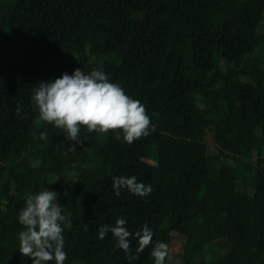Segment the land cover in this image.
<instances>
[{"label":"trees","instance_id":"1","mask_svg":"<svg viewBox=\"0 0 264 264\" xmlns=\"http://www.w3.org/2000/svg\"><path fill=\"white\" fill-rule=\"evenodd\" d=\"M263 28L264 0H0V256L26 194L45 186L71 214L64 264H153L151 243L137 252L129 237L126 255L97 238L120 216L167 244L165 264L176 242L181 264H212L197 257L214 243L213 264H264ZM76 68L139 100L149 135L128 144L82 126L76 144L42 121L33 87ZM128 175L153 191L115 196L112 177Z\"/></svg>","mask_w":264,"mask_h":264},{"label":"clouds","instance_id":"2","mask_svg":"<svg viewBox=\"0 0 264 264\" xmlns=\"http://www.w3.org/2000/svg\"><path fill=\"white\" fill-rule=\"evenodd\" d=\"M35 85L31 101L39 118L61 129L66 139L76 144L81 143L82 126L96 133L119 129L113 135L128 144L149 135L152 130L144 105L126 94L119 84L110 81L109 74L101 69L85 73L76 68L71 74L61 73L57 78L41 80ZM17 111H20L19 105ZM39 138L46 139L47 133L41 132ZM111 186L117 197L121 190L142 198L153 191L150 184L137 180L135 175L113 176ZM17 222L22 226L16 236L17 249L29 258L30 264H64L67 258L64 230L71 226V214H65L56 192L43 186L39 191L26 194L23 207L17 213ZM126 224L123 216L116 218L114 224H101L97 238L103 239L111 233L116 240L115 246L126 255L130 251L129 237L137 240V252L151 243L153 264H165L168 246L162 241H152L153 233L148 224L141 225L134 233ZM84 230L87 231V226Z\"/></svg>","mask_w":264,"mask_h":264},{"label":"rangeland","instance_id":"3","mask_svg":"<svg viewBox=\"0 0 264 264\" xmlns=\"http://www.w3.org/2000/svg\"><path fill=\"white\" fill-rule=\"evenodd\" d=\"M137 17H139V15H137ZM264 29V28H263ZM259 58L263 61V64L261 65V70L264 73V52L262 54H259ZM221 65V62L219 60L215 61L211 67L213 69H217L219 66ZM209 149L212 150L213 146L211 143L208 144ZM245 155H248V153L245 151ZM225 160L228 162H232L234 163L235 159L233 156H229L227 155L225 157ZM234 192L238 193V194H243L242 190H237L236 188H234L233 190ZM248 207V205H247ZM247 207H246V213L247 212ZM228 228H231V222H229L228 224ZM174 250L171 252L170 256L168 257V260L166 262V264H181L180 263V259H181V254L179 251V244H176L173 246ZM18 243L15 240H11L9 241L6 249H5V254L3 256H0V261H2L3 259H9L11 257H13L17 252H18ZM225 250L223 248L219 247V244L214 243L212 245V249L208 248L205 252H201L200 255L197 257V259H199V257L203 256L207 259H209L211 261V263L213 264L219 257V255H221Z\"/></svg>","mask_w":264,"mask_h":264}]
</instances>
